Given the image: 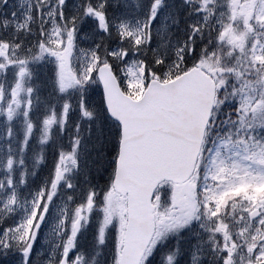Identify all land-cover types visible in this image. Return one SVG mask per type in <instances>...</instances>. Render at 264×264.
Wrapping results in <instances>:
<instances>
[{
  "label": "snow or ice",
  "instance_id": "snow-or-ice-1",
  "mask_svg": "<svg viewBox=\"0 0 264 264\" xmlns=\"http://www.w3.org/2000/svg\"><path fill=\"white\" fill-rule=\"evenodd\" d=\"M0 264H264V0H0Z\"/></svg>",
  "mask_w": 264,
  "mask_h": 264
}]
</instances>
